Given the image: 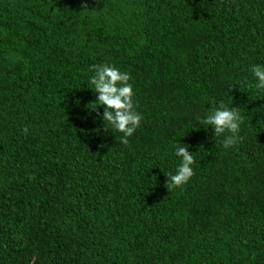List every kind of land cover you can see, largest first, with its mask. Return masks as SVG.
<instances>
[{
    "label": "trees",
    "instance_id": "16d2710c",
    "mask_svg": "<svg viewBox=\"0 0 264 264\" xmlns=\"http://www.w3.org/2000/svg\"><path fill=\"white\" fill-rule=\"evenodd\" d=\"M256 63L264 0H0V264H264ZM103 64L130 75L127 144L91 109ZM221 100L229 148L197 121Z\"/></svg>",
    "mask_w": 264,
    "mask_h": 264
},
{
    "label": "clouds",
    "instance_id": "9594fccd",
    "mask_svg": "<svg viewBox=\"0 0 264 264\" xmlns=\"http://www.w3.org/2000/svg\"><path fill=\"white\" fill-rule=\"evenodd\" d=\"M95 72L89 77L90 89L96 93L95 104L103 106L102 119L105 122V129L110 126L114 131L123 135L120 137L122 143H128L130 137L141 123V114L134 107L133 85L129 82L130 75L127 71H121L118 67L103 64L94 66ZM254 83L252 88L258 93H264V63H256L249 66ZM97 119H100L98 116ZM199 124L211 127L214 130V139L223 137L222 144L229 148L237 144L242 138L239 135L244 116L238 107L225 104L220 101L219 106L211 108L209 113L203 117H197ZM264 122V116L258 121ZM184 144L177 143L175 155L179 159L174 174H167V185L182 186L186 184L194 174V155Z\"/></svg>",
    "mask_w": 264,
    "mask_h": 264
}]
</instances>
